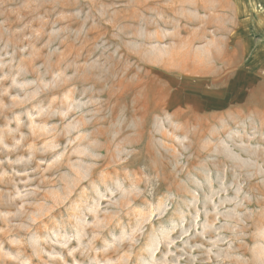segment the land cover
Returning <instances> with one entry per match:
<instances>
[{
  "label": "rangeland",
  "instance_id": "374dc122",
  "mask_svg": "<svg viewBox=\"0 0 264 264\" xmlns=\"http://www.w3.org/2000/svg\"><path fill=\"white\" fill-rule=\"evenodd\" d=\"M0 264H264V0H0Z\"/></svg>",
  "mask_w": 264,
  "mask_h": 264
},
{
  "label": "crops",
  "instance_id": "0c3cea01",
  "mask_svg": "<svg viewBox=\"0 0 264 264\" xmlns=\"http://www.w3.org/2000/svg\"><path fill=\"white\" fill-rule=\"evenodd\" d=\"M237 3H238L239 5H241V2L239 3V2L237 1Z\"/></svg>",
  "mask_w": 264,
  "mask_h": 264
}]
</instances>
